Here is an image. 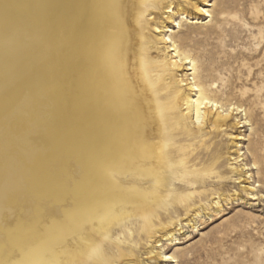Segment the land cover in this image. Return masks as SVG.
I'll return each instance as SVG.
<instances>
[{
    "label": "bare ground",
    "instance_id": "1",
    "mask_svg": "<svg viewBox=\"0 0 264 264\" xmlns=\"http://www.w3.org/2000/svg\"><path fill=\"white\" fill-rule=\"evenodd\" d=\"M205 1L0 0V264L174 259L152 245L174 240L171 208L196 210L179 190L215 174L198 151L242 112L214 60L166 36Z\"/></svg>",
    "mask_w": 264,
    "mask_h": 264
},
{
    "label": "rangeland",
    "instance_id": "2",
    "mask_svg": "<svg viewBox=\"0 0 264 264\" xmlns=\"http://www.w3.org/2000/svg\"><path fill=\"white\" fill-rule=\"evenodd\" d=\"M202 4L208 5L204 8L209 17L192 7L190 15L174 13L175 22L166 21L170 26L166 36L199 67L214 60L212 66L219 68L211 83L225 93L222 99L230 96L242 112L234 113L229 123L234 128L212 135L198 151L206 167L216 158L215 174L206 176L200 187L179 190L194 197L190 205L196 210L186 216L182 205L171 208L172 218L179 221L172 227L174 240L159 238L161 247L152 245L174 259L149 264H264V0ZM187 74L192 79V72ZM230 88L234 96L226 95ZM242 93L251 98L241 97ZM238 121L241 128L235 126ZM247 175H251L249 189L237 179ZM199 192L206 195L200 199ZM145 248L140 253L143 259Z\"/></svg>",
    "mask_w": 264,
    "mask_h": 264
}]
</instances>
